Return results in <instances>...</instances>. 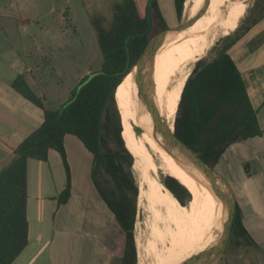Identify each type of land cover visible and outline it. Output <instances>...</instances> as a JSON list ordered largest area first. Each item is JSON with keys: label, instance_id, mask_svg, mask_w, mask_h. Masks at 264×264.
Here are the masks:
<instances>
[{"label": "trees", "instance_id": "16d2710c", "mask_svg": "<svg viewBox=\"0 0 264 264\" xmlns=\"http://www.w3.org/2000/svg\"><path fill=\"white\" fill-rule=\"evenodd\" d=\"M172 1L175 18L179 21L184 0ZM263 19L264 12L253 20L244 33ZM91 23L102 58L101 67L97 75L76 91L87 75L80 79L61 109L46 108L44 98L33 93L24 75H17L11 82L16 92L41 111L42 121L15 146L12 159L0 169V264H11L28 242V159L46 161L50 150L60 155L65 171V185L57 195L56 202L57 205L67 202L71 184L63 147L65 135L75 137L92 157L91 183L122 233L118 264L137 263L133 229L138 187L132 172L133 156L121 137L123 128L116 96L121 86L124 107L127 85L123 81L131 72L124 75L148 41L168 26L157 0H146L143 15L139 14L134 0H123L112 6L111 19L106 27L98 18L92 19ZM174 37L175 34L167 37V43ZM228 37L216 46L212 58L199 59L190 71L184 73L182 79L189 71L181 88L173 121L174 135L209 168L214 169L230 145L262 134L241 70L229 54L239 36L233 39ZM251 45L252 42H249V49ZM166 70L150 72L149 81ZM148 87L150 94L152 85ZM139 95L140 87L136 86L132 101ZM170 159V165L175 170L192 176L171 155ZM243 169L247 174L245 163ZM143 178L150 188L158 192L149 178L145 175ZM162 184L181 205L187 204L190 210L204 190L198 185L167 175L163 177ZM149 229L151 240L147 242L145 252L152 254L154 264L162 247V238L151 220ZM228 242L234 246L253 243L241 222L237 204Z\"/></svg>", "mask_w": 264, "mask_h": 264}, {"label": "crops", "instance_id": "0c3cea01", "mask_svg": "<svg viewBox=\"0 0 264 264\" xmlns=\"http://www.w3.org/2000/svg\"><path fill=\"white\" fill-rule=\"evenodd\" d=\"M2 2L5 7L0 13V169L12 159L15 146L42 121L41 111L11 86L14 78L21 74L30 87V82L36 75L24 61L22 48L12 34L14 26L27 21L23 22L18 14L16 0ZM249 42H252L251 49L248 47ZM229 54L241 70L262 134L230 145L220 159L222 162L226 160L230 176L232 158L235 155L239 156L243 165H247L248 173L244 172L240 178L238 195L228 179L221 174L232 188L241 222L253 243L234 246L226 257L224 250L212 264L218 263L222 257L226 259L223 264H264V19L251 27ZM251 58L257 59V62L250 64ZM63 147L71 184L70 196L65 204L57 205L56 202L57 195L65 185V171L60 155L50 150L46 161L27 160L28 242L11 264H54L55 235L62 233L61 227L71 228L73 231L84 230L90 217L94 218L91 222L94 225L92 233H103V236L109 234L112 223L110 211L96 192L94 193L102 204L91 194V188L87 189V177L84 187L76 188V181L74 182L76 171L82 170L90 176V153L71 135L64 136ZM103 245L104 241L100 238L99 251L104 255L103 263L109 264L112 243Z\"/></svg>", "mask_w": 264, "mask_h": 264}, {"label": "rangeland", "instance_id": "374dc122", "mask_svg": "<svg viewBox=\"0 0 264 264\" xmlns=\"http://www.w3.org/2000/svg\"><path fill=\"white\" fill-rule=\"evenodd\" d=\"M122 1L123 0H16L17 12L20 14L22 21H27V23L14 26L12 34L16 42H19L22 48L21 53L24 61L31 66L33 73L36 75L30 82L31 90L36 96L44 98L46 108L50 110L61 109L68 99L70 92L77 86L80 79L100 69L102 58L97 47L91 20L98 18L102 21V25L106 27L111 19L112 6ZM134 2L139 14L143 15L146 0H134ZM202 2L203 0H196V11H198ZM220 2H222V0H205V10L196 18L195 34L217 24L236 6V4H239L240 0H229L230 4L217 10ZM246 5L245 12L235 29L228 35L217 38L201 59L212 58L215 54L216 46L222 44L227 36H229V39L239 36L238 40H240L247 32L244 33V30L250 27L253 20L261 16L264 12V0H247ZM158 6L168 27L175 26L185 19L181 12L180 20H176L172 0H158ZM4 7V3L0 0V13L3 12ZM226 10L228 12H225ZM212 15L213 17L211 19L210 17ZM238 40L236 42H238ZM167 44V40L165 39L157 48H162ZM256 62L257 59L251 58L250 64ZM194 65L195 63L193 66ZM192 68H190L189 71ZM136 86H138V84ZM132 97L131 101L133 99ZM141 100L142 96L139 95L131 102L129 119ZM221 162L222 161L217 164L215 170L222 173L228 179L235 194L238 195L241 188L240 178H242L244 173L243 161L237 155L232 158L231 176L227 170L226 160L224 159L222 164ZM139 170L140 175L132 165V172L138 187L136 219L133 229L137 256L136 264H139V262L140 264H152V254L150 252H145V246L147 242L151 240L149 229L150 220L162 238V247L157 259H166L172 255V250L177 251L178 242L175 233L167 220L163 217L158 202L148 200L147 198L140 200L139 191L142 186L141 179L143 175L147 178L148 176L144 173L143 169L139 168ZM164 176L166 175L160 171H158L156 175L157 180L161 184ZM86 177L87 189L91 188V194L98 200L94 193V187L91 183L89 174H84L82 170L74 173L76 188L84 187V180ZM137 182H139V184ZM156 188L159 193H162L158 187ZM163 194L188 211L187 207L181 205L174 197H170L166 193ZM98 202L101 203L99 200ZM191 212L201 224L205 233H207L216 221L217 208L213 198L205 189L191 206ZM110 216L112 218V223L110 225L111 229L109 230V234L104 236L103 233L101 235L92 233V228H94V225L91 223L94 220L92 217H90L86 223L84 230L78 229L77 231H73L71 228L61 227L62 233L55 235L54 264H104L103 252L99 251L100 238L104 241L103 246L109 242L112 243L113 250L112 253H110L111 258L108 260V263L118 264L122 249V233L115 223L112 214ZM210 240L211 239H208L207 243ZM218 240L216 242H218ZM233 247L234 245L231 242L227 243L225 247V257L231 252ZM225 257H222L218 263L215 264H223L226 260Z\"/></svg>", "mask_w": 264, "mask_h": 264}, {"label": "bare ground", "instance_id": "6f19581e", "mask_svg": "<svg viewBox=\"0 0 264 264\" xmlns=\"http://www.w3.org/2000/svg\"><path fill=\"white\" fill-rule=\"evenodd\" d=\"M227 4H230L229 0H222L217 10L225 7ZM246 6V2H239L217 24L203 31L201 30L197 34H195V19L188 28L177 33L170 43L159 48L153 54L150 72L167 70L157 78L149 81V84L152 85L149 95L158 116L168 125L170 131L173 130L176 106L183 82L189 71L182 79L184 73L204 56L207 49L217 38L226 36L235 29L245 12ZM182 13L184 18L195 15L197 13L196 0H184ZM212 17L213 15L210 18L212 19ZM158 59L161 60L154 62ZM125 81L127 96L124 107L121 86L116 96L121 128L124 126L123 139L127 149L134 157L133 168L138 174L139 168L143 169L151 182L162 192H156L149 187L147 180L140 178L142 186L139 191V198L140 200L147 198L148 200L158 202L162 215L175 233L178 242L177 251L172 250V255L166 259H157L154 264H158V262L159 264H180L189 257L203 253L215 245L221 235L220 226H222L223 219V204L221 205L220 200L201 179H195L193 176L180 173L170 165V154L166 151L152 129V121L150 120L147 108L143 106L142 100L134 109L129 119L131 97L137 85L133 71L123 82ZM158 171L176 180L198 185L204 188L213 198L217 208L216 221L207 233H205L201 224L193 216L187 204L185 206L188 211L163 195V193H166L168 196L173 197L157 180L156 175ZM137 183L139 184V182ZM208 239L211 240L207 243Z\"/></svg>", "mask_w": 264, "mask_h": 264}, {"label": "water", "instance_id": "95a60500", "mask_svg": "<svg viewBox=\"0 0 264 264\" xmlns=\"http://www.w3.org/2000/svg\"><path fill=\"white\" fill-rule=\"evenodd\" d=\"M242 1L247 2V0ZM204 10L205 0H203L200 8L195 15L187 17L183 21H180L177 25L167 27L166 29L154 35L148 41L143 51L141 52L135 63L131 66L129 71L124 75L126 76L128 73L133 71L134 78L138 86L140 87L143 106L147 108L150 120L152 121V129L160 139L166 151L176 160L177 163L185 168L187 172L194 176L195 179L199 178L203 182H205L206 186L223 204L224 211L221 226V235L218 242H216L215 245H213L211 248L205 250L203 253L195 254L185 261L181 262L180 264H212L223 254L228 243L230 228L236 205L232 188L227 179L214 168H209L197 156L196 153H194L189 147H187L174 135L173 130H169L168 125H166V123H164L163 120L158 116L157 111L153 105V101L150 98L148 92L151 60L155 49L167 37L173 36L174 34H177L188 28L195 21V19L204 12ZM225 12L228 11L226 10ZM97 74L98 72L88 74L86 79L77 86L76 91H78L82 85L87 83L93 76Z\"/></svg>", "mask_w": 264, "mask_h": 264}, {"label": "flooded vegetation", "instance_id": "af4514ba", "mask_svg": "<svg viewBox=\"0 0 264 264\" xmlns=\"http://www.w3.org/2000/svg\"><path fill=\"white\" fill-rule=\"evenodd\" d=\"M164 195V194H163ZM165 196V195H164Z\"/></svg>", "mask_w": 264, "mask_h": 264}]
</instances>
